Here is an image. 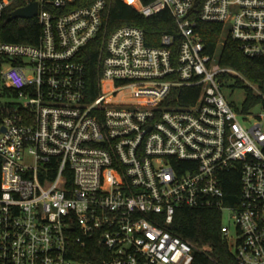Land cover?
Here are the masks:
<instances>
[{
  "label": "built area",
  "instance_id": "2783aa9c",
  "mask_svg": "<svg viewBox=\"0 0 264 264\" xmlns=\"http://www.w3.org/2000/svg\"><path fill=\"white\" fill-rule=\"evenodd\" d=\"M121 1L145 17L169 11L178 50L173 34L156 46L139 26L111 30L108 0H0V21L37 2L41 31L36 44L0 40V264H203L210 244L172 227L181 208L220 210L237 262L264 264V113L253 112L264 94L198 29L221 24L264 59V0ZM224 73L261 100L234 108Z\"/></svg>",
  "mask_w": 264,
  "mask_h": 264
},
{
  "label": "trees",
  "instance_id": "16d2710c",
  "mask_svg": "<svg viewBox=\"0 0 264 264\" xmlns=\"http://www.w3.org/2000/svg\"><path fill=\"white\" fill-rule=\"evenodd\" d=\"M91 2L92 0H87ZM110 2L109 28L112 30L123 24L136 25L145 30L147 42L152 45H159L163 34H173L175 38V50H178L180 37L175 18L164 10L152 17H145L128 6L121 0H108ZM149 2L152 0H144ZM17 2L14 6H21ZM199 7V6H198ZM199 31L206 43L208 53L212 52L217 43L221 41L220 63L229 66L241 74L250 82L257 85L264 94V59L252 58L243 54L239 44L230 36L224 35L221 24L199 23ZM40 26L34 18H16L9 20L5 16L0 21V40L9 42L35 43L38 40ZM96 51V52H95ZM97 50L88 48L84 57L91 76V83H97L99 70L97 66ZM226 81L233 79L236 85L245 86L247 97L244 105L250 108L261 100V97L254 93L240 77H233L230 74L222 75ZM197 95V93H196ZM189 100H187L188 102ZM5 112V104L0 100V121ZM226 202L234 204L239 200V174L233 175L231 182L225 185ZM221 211L215 208H181L177 210L175 222L172 224L174 231L184 239L191 240L198 244H210V255L202 256L203 264H239L231 254L229 247L221 236Z\"/></svg>",
  "mask_w": 264,
  "mask_h": 264
},
{
  "label": "rangeland",
  "instance_id": "374dc122",
  "mask_svg": "<svg viewBox=\"0 0 264 264\" xmlns=\"http://www.w3.org/2000/svg\"><path fill=\"white\" fill-rule=\"evenodd\" d=\"M226 35V33H224L223 37ZM234 80L230 79L228 80L227 83H225V85H223L222 87V91L226 97V99L231 103V105H233L234 108L239 109L240 107L243 106L244 101L247 97V90L245 88V86L242 85H236L234 84ZM14 100H16L15 98H12ZM253 112L254 114H258L260 112L264 111L256 106V108H253ZM256 121L255 118H250L249 121L245 122L246 125L250 124L251 122ZM223 223L226 225H230L232 228H234L232 221L230 220V213L229 211H224L223 214Z\"/></svg>",
  "mask_w": 264,
  "mask_h": 264
},
{
  "label": "water",
  "instance_id": "95a60500",
  "mask_svg": "<svg viewBox=\"0 0 264 264\" xmlns=\"http://www.w3.org/2000/svg\"><path fill=\"white\" fill-rule=\"evenodd\" d=\"M38 4L37 2H32L25 7H21L11 12L8 15V19H16V18H30L37 14Z\"/></svg>",
  "mask_w": 264,
  "mask_h": 264
}]
</instances>
